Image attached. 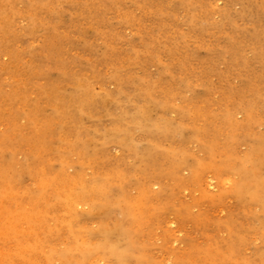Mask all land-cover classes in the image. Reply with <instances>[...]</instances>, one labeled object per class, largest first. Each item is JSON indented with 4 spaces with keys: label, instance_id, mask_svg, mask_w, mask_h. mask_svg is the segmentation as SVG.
Masks as SVG:
<instances>
[{
    "label": "rangeland",
    "instance_id": "obj_1",
    "mask_svg": "<svg viewBox=\"0 0 264 264\" xmlns=\"http://www.w3.org/2000/svg\"><path fill=\"white\" fill-rule=\"evenodd\" d=\"M0 264H264V0H0Z\"/></svg>",
    "mask_w": 264,
    "mask_h": 264
}]
</instances>
